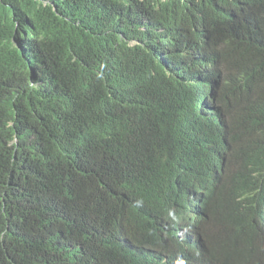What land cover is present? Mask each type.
I'll use <instances>...</instances> for the list:
<instances>
[{"label": "trees", "instance_id": "trees-1", "mask_svg": "<svg viewBox=\"0 0 264 264\" xmlns=\"http://www.w3.org/2000/svg\"><path fill=\"white\" fill-rule=\"evenodd\" d=\"M0 264H264V0H0Z\"/></svg>", "mask_w": 264, "mask_h": 264}, {"label": "clouds", "instance_id": "clouds-1", "mask_svg": "<svg viewBox=\"0 0 264 264\" xmlns=\"http://www.w3.org/2000/svg\"><path fill=\"white\" fill-rule=\"evenodd\" d=\"M221 85H223V84H221ZM216 89H219L218 91H220L221 86L220 87L217 86ZM214 91H213V93H214ZM213 93H212L211 97H209L207 100H208V103L210 105H213L214 107H216V106H218L219 102L216 105L214 103L217 102L218 95L215 97V93L214 94ZM187 197L189 198L190 202H192L193 205L196 206L197 208L201 209L202 206H204L205 209L201 210L200 213H203L204 217H205L206 213L208 212L207 206H208V199H209V192H208L207 188H203V189L194 188V189H191L190 191L188 190Z\"/></svg>", "mask_w": 264, "mask_h": 264}, {"label": "rangeland", "instance_id": "rangeland-1", "mask_svg": "<svg viewBox=\"0 0 264 264\" xmlns=\"http://www.w3.org/2000/svg\"><path fill=\"white\" fill-rule=\"evenodd\" d=\"M224 81H225V79H222L220 82H219V84H224ZM219 89H216L215 91H214V93H215V97L218 95V97H217V102L216 103H214L215 105L219 102V100H218V98L220 99V97L222 96V94L224 93V90H220V91H218ZM219 92V93H218ZM207 212V211H206Z\"/></svg>", "mask_w": 264, "mask_h": 264}]
</instances>
